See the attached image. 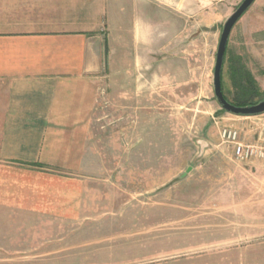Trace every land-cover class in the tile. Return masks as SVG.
<instances>
[{
	"label": "rangeland",
	"instance_id": "374dc122",
	"mask_svg": "<svg viewBox=\"0 0 264 264\" xmlns=\"http://www.w3.org/2000/svg\"><path fill=\"white\" fill-rule=\"evenodd\" d=\"M241 1L134 0L114 13L116 28L137 18L163 41L148 51L119 45L120 54L133 52V90L103 93L85 171L53 173L61 181L55 191L80 192L69 205L77 213L54 203L53 214L27 217L36 231L3 234L0 264H264V161L234 158L220 134L231 128L254 144L264 113L221 111L211 85L219 34ZM247 9L226 46L230 100L236 69L264 94V0ZM118 69L114 79L130 85ZM12 234L21 239H7Z\"/></svg>",
	"mask_w": 264,
	"mask_h": 264
},
{
	"label": "crops",
	"instance_id": "0c3cea01",
	"mask_svg": "<svg viewBox=\"0 0 264 264\" xmlns=\"http://www.w3.org/2000/svg\"><path fill=\"white\" fill-rule=\"evenodd\" d=\"M130 1L0 0V239L36 231L27 217L53 214L54 203L77 213L69 205L79 203L80 192L55 191L61 181L53 173L85 171L103 93L133 90V52L120 54L119 45L146 51L163 41L155 25L137 18L115 27L114 13L127 11ZM119 67L131 86L114 79Z\"/></svg>",
	"mask_w": 264,
	"mask_h": 264
},
{
	"label": "water",
	"instance_id": "95a60500",
	"mask_svg": "<svg viewBox=\"0 0 264 264\" xmlns=\"http://www.w3.org/2000/svg\"><path fill=\"white\" fill-rule=\"evenodd\" d=\"M255 0H242L237 8L234 9L232 15H230L226 21H224L221 33L219 34L218 45L215 53V61L213 66V76H212V89L214 93V98L220 107L219 109L224 110L235 116H254L264 113V99L251 105L237 106L229 101H227L222 95L221 89V68H222V58L225 52V46L229 38V34L241 16L248 10Z\"/></svg>",
	"mask_w": 264,
	"mask_h": 264
},
{
	"label": "trees",
	"instance_id": "16d2710c",
	"mask_svg": "<svg viewBox=\"0 0 264 264\" xmlns=\"http://www.w3.org/2000/svg\"><path fill=\"white\" fill-rule=\"evenodd\" d=\"M227 46V45H226ZM225 46V47H226ZM227 48V47H226ZM226 48L224 52V56L222 58V68H221V89L223 93V97L229 101L230 103L237 105V106H245V105H251L255 104L261 100L264 99V94H261L255 83H253V80L249 74H246L244 71L236 69L233 72V81L235 84V96L230 100L228 97H226V93L224 91V66H225V61H226ZM221 111L225 112L224 110L221 109Z\"/></svg>",
	"mask_w": 264,
	"mask_h": 264
},
{
	"label": "built area",
	"instance_id": "2783aa9c",
	"mask_svg": "<svg viewBox=\"0 0 264 264\" xmlns=\"http://www.w3.org/2000/svg\"><path fill=\"white\" fill-rule=\"evenodd\" d=\"M264 126V122L262 124ZM237 131L231 128L222 130L221 138L234 147V158L239 161L250 160L251 158L264 159V134L254 144H245L239 141Z\"/></svg>",
	"mask_w": 264,
	"mask_h": 264
}]
</instances>
